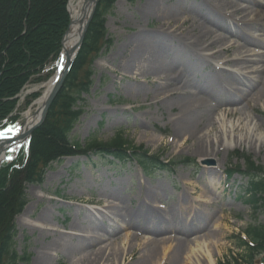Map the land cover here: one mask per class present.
<instances>
[{
    "label": "rangeland",
    "instance_id": "obj_1",
    "mask_svg": "<svg viewBox=\"0 0 264 264\" xmlns=\"http://www.w3.org/2000/svg\"><path fill=\"white\" fill-rule=\"evenodd\" d=\"M167 1L161 2L167 4ZM246 1L240 4L242 7L248 6L249 9L234 16V19L237 21L243 18L238 24L243 34L251 32L250 35L261 38L264 36L262 26L264 24V0ZM54 2L56 4V0ZM149 2L150 0H117L113 8L105 15L104 27L107 38L111 40V46L101 51L91 65L87 64L80 72L81 80L87 77L88 73L91 74L90 88L82 95L83 101L80 105L83 114L70 137L84 148L89 139H96L103 145L109 143L117 134H121V138L129 144L130 148H139L151 156L158 157L160 161L169 163V166L165 171L157 170L148 178L135 161L118 163L108 157H98L93 150L91 153L67 157L51 164L44 173L42 183L25 187L27 204L23 211L14 218L15 250L20 257L28 258L25 264H46L40 253L41 249L55 243L70 245L72 241H75L76 234H80L81 229H85L81 232L82 235L99 232L96 231L97 226L91 222V216H96L97 211L107 212L102 208L107 198L114 199L122 219L128 225L143 222V215L150 211L147 203L152 204L155 201L144 193L145 189L157 193L160 201L157 207L160 213L166 216H170L169 208L176 206L182 194L184 204L191 202L195 195L205 194L208 197L207 200L212 202L211 207L215 209V215L199 224L203 228L191 232L190 236L201 240L208 231L213 233L216 231V223L220 226L221 245L209 247V251L216 259V264L231 261L232 258H238L241 253L243 254L236 247L234 237L242 234L250 226H264V207L254 212L248 203L246 181L239 174L230 175L239 166H244L243 161L237 157L238 155L250 156L258 166L264 167V139L257 147L247 144L232 147L228 152L222 149L218 161L214 158L194 155L186 147H175L174 143L177 140L173 137L175 129L173 121L177 110L171 112V109L163 105L154 104L149 91L151 85L141 79L132 78L128 69L118 68L119 64L124 61V55L129 52L130 47L136 41L148 38L149 34L152 35L157 30L158 17L148 19L142 14L143 8L148 6ZM175 2L176 0H172L168 4ZM202 2L204 5L207 3L205 0H177L176 7L178 10H190L198 8ZM66 7L68 11V1ZM232 10H228V13ZM228 20L229 22L234 21L233 19ZM215 30L226 35V32L220 29ZM224 37L228 39L225 46L241 43L236 37ZM126 46L129 47L123 52ZM234 48L236 45L228 52L219 53V56L211 61L212 66L228 71L233 70L234 67L224 66L222 63L233 57ZM250 49L258 50L255 47H250ZM170 53L169 51L168 54H164L163 58L162 53H159L161 55L159 58L165 61L164 66L169 64ZM157 69L159 71V68ZM172 71L175 76L187 75L189 81L202 82L203 79H207V72L211 71V66L197 68L189 73L182 64L178 63ZM251 76L255 74L251 73ZM154 78L155 76H150L148 79L153 80ZM138 85L143 89L138 93L130 91V87ZM226 85L229 86L231 83ZM42 86L40 83L30 82L19 93L18 102L11 113V116L16 118L15 124L1 127L0 133L3 135H0V138L8 136L5 131L22 126L27 112H34L37 98L31 100L30 95L36 91L41 95ZM193 91L197 97L206 98L200 91ZM30 100L31 103H29ZM256 102V107L248 113L255 121L264 124V98ZM217 113L220 114L221 111ZM260 132L264 138V128ZM153 137L161 141L154 144L151 141ZM16 152L17 148L13 152H8L7 160H12ZM184 159L190 161V166H177ZM205 165L216 168L218 171V175L214 177L216 190H204V186L210 181V175L202 168ZM230 165H233L231 173ZM185 183L193 185V189L190 186L185 188ZM92 207H97V211L91 209ZM198 208L200 207L195 205V211ZM138 213H141V216H132L133 219H130V214ZM176 214L181 215V211H177ZM41 215L46 218L50 227L56 224L58 233L39 232L31 228L30 225L35 224V220ZM135 229V227L122 229L118 233L120 239L115 242L103 240L97 244V247L103 248L112 244L109 249L115 248L123 252L121 258L112 256L109 257V262L101 264H111L112 260L115 264H118L117 260L119 264H127L131 257L136 256L141 247L128 251V244L124 247L122 245V240L126 235H133ZM171 251L172 249L168 246L165 251L159 253L157 260L165 263ZM51 253L47 264H79L80 256H68L64 247ZM199 256L197 261L193 260V264H208L205 258ZM262 259L263 254L257 256L254 258V264H261Z\"/></svg>",
    "mask_w": 264,
    "mask_h": 264
},
{
    "label": "bare ground",
    "instance_id": "obj_2",
    "mask_svg": "<svg viewBox=\"0 0 264 264\" xmlns=\"http://www.w3.org/2000/svg\"><path fill=\"white\" fill-rule=\"evenodd\" d=\"M94 1L68 0L70 26L63 42L59 66L55 74L43 85L42 94L35 102L34 112H27L24 124L6 137L12 138V145L0 142V166L7 159L8 152L18 148L19 136L39 120L46 98L64 69L65 52H69L78 42ZM161 1L163 0H150L148 6L142 10L145 18L158 17L157 30L154 34H149L148 38L136 41L124 55V61L118 68L128 69L132 78L141 79L151 85L149 91L154 104L163 105L171 109V112L177 110L173 121L175 126L173 137L177 140L174 143L175 147H186L194 155L214 158L216 161L219 160L222 149L228 152L232 147L247 144L257 147L264 139L260 132L264 124L255 121L248 111L256 107L258 99L264 98V49H262L264 36L258 38L250 35L251 32L243 34L242 29L238 27L243 18L237 21L234 19V16L249 9L248 6L242 7L240 4L246 0H205L206 5L202 2L198 8L190 10H178L177 0L174 4H168L172 0H168L167 4ZM228 10L232 11L228 13ZM228 19L234 21L229 22ZM262 26L264 27V24ZM215 29L226 32V35L218 33ZM224 36L236 37L241 43L225 46L228 39ZM235 45L233 57L222 63L224 66L234 67L233 70L212 66L211 61L216 59L219 53L228 52ZM128 47L126 46L123 52ZM250 47L258 50L254 51ZM169 51L171 52L169 64L164 66L165 61L159 58L161 56L159 53H162L163 58ZM178 63L189 73L197 68L209 66L211 71L207 72V79H203L202 82L189 81L187 75L175 76L172 70ZM251 73L255 76H251ZM150 76L155 78L148 79ZM228 83L231 85L227 86ZM142 89L143 87L139 85L130 87V91L137 93ZM193 90L200 91L206 98L197 97ZM217 111L221 113L218 114ZM151 141L157 144L161 140L153 137ZM202 168L210 175V181L204 186V190H216L214 177L218 175L217 169L207 165ZM184 185L185 188L190 186L193 189L191 184ZM144 193L155 201L152 204L147 203L150 211L143 215V222L128 225L122 219L114 199L107 198L102 206L107 212H99L97 207L91 208L97 211V217L91 214V222L97 226L96 231L99 232L82 235L81 232L85 229H81L80 234L75 233V241L70 245L55 243L44 246L40 251L43 261L49 263L51 252H57L62 247L68 256H80L79 264H101L109 262V257L112 256L121 258L123 252L115 248L109 249L112 244L104 248L97 247V244L103 240L115 242L120 239L118 237L120 230L135 227V233L126 235L122 245L124 247L128 244V251L141 248L127 264H162L163 261L157 260V257L168 246L172 251L163 264L183 262L193 264V260L197 261L199 255L205 258L208 264H216L209 247L221 245L220 226L216 223V231L214 233L208 231L201 240L190 236L191 232L203 228L199 224L215 215V209L211 207L212 202L207 200L205 194L195 195L194 199L186 204L182 194L176 206L169 208L170 216H166L161 214L157 207L160 202L157 193L148 189H145ZM195 205L200 207L196 211ZM177 211H181V215H177ZM140 214H130V219L141 216ZM35 221V224L30 225L33 230L58 233L56 224L50 227L43 215ZM93 229L95 230V226ZM130 241L135 243L132 245ZM117 262L119 264V260ZM111 264H115L113 260Z\"/></svg>",
    "mask_w": 264,
    "mask_h": 264
},
{
    "label": "trees",
    "instance_id": "obj_3",
    "mask_svg": "<svg viewBox=\"0 0 264 264\" xmlns=\"http://www.w3.org/2000/svg\"><path fill=\"white\" fill-rule=\"evenodd\" d=\"M54 1L0 0V128L14 126L16 118L11 113L22 89L30 82L47 81L57 68L70 17L66 7L68 0H56V4ZM116 1L100 0L97 4L81 48L44 121L32 132L14 160L3 163L0 168V264H25L28 261L15 250L14 218L27 204L25 187L42 183L51 164L93 150L98 157H108L118 163L135 161L148 178L169 166L139 148H130L121 134L103 145L96 139H89L84 148L70 137L83 114L82 95L90 88L91 74L81 80L80 72L111 46L104 17ZM39 95L33 93L30 99ZM237 157L244 166H239L235 172L246 181L248 203L257 212L264 207V167L258 166L250 156ZM190 164L184 159L177 166ZM242 234L244 237L237 235L234 240L243 254L219 264H254V258L262 254L261 264H264V226H250Z\"/></svg>",
    "mask_w": 264,
    "mask_h": 264
},
{
    "label": "water",
    "instance_id": "obj_4",
    "mask_svg": "<svg viewBox=\"0 0 264 264\" xmlns=\"http://www.w3.org/2000/svg\"><path fill=\"white\" fill-rule=\"evenodd\" d=\"M97 3H98V0H95L94 3H93V8H92L91 12L89 13V15L87 16V18L85 20L83 29L81 31V36H80L78 42L71 48V50L69 52H65V66H64V69H63L61 75L59 76V78L54 83L53 88L51 89L49 95L46 98V101L44 103V106H43V109H42L41 116H40L39 120L32 127L27 129L25 132H23L19 136L17 141H19L20 143L24 142L32 134V132L37 127H39L42 124V122L44 121L46 113H47L52 101L54 100V98L56 97V95L58 94L60 89L62 88L63 83L65 81V78H66V76H67V74H68V72H69V70H70V68L72 66V62H73L75 56L77 55V53H78V51H79V49H80V47L82 45L84 35H85L86 31H87L88 25H89L92 17H93L94 11H95L96 6H97ZM69 26H70V24H69ZM69 26H68V28H69ZM67 31H68V29H67ZM67 31L65 33V36L67 34ZM65 36L63 38V41L65 39ZM6 133H11V131H8ZM12 141L13 140H12L11 137L0 139L1 143H8L6 145H12V143H11Z\"/></svg>",
    "mask_w": 264,
    "mask_h": 264
},
{
    "label": "snow or ice",
    "instance_id": "obj_5",
    "mask_svg": "<svg viewBox=\"0 0 264 264\" xmlns=\"http://www.w3.org/2000/svg\"><path fill=\"white\" fill-rule=\"evenodd\" d=\"M0 135H3L2 133H0Z\"/></svg>",
    "mask_w": 264,
    "mask_h": 264
}]
</instances>
